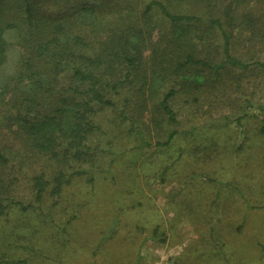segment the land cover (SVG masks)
Segmentation results:
<instances>
[{"label":"rangeland","instance_id":"1","mask_svg":"<svg viewBox=\"0 0 264 264\" xmlns=\"http://www.w3.org/2000/svg\"><path fill=\"white\" fill-rule=\"evenodd\" d=\"M35 1L41 2L40 10L49 19L86 7L107 11L111 18L116 4H133L132 14L138 15L146 0ZM247 2L264 10L258 0ZM89 23L78 17L70 29L86 37L92 47L105 33L104 28L92 29ZM150 23L151 19L148 29ZM157 29L154 26L156 43ZM232 32L231 49L244 60L257 55L253 45H264L249 29L240 32L234 26ZM18 39L16 34L9 38L0 84L17 75L22 51ZM199 73L209 79L208 84L214 81L207 71ZM216 80L228 84L231 95L219 92L215 98L211 91L204 95L206 100L200 96L191 101L192 95L188 98L187 92L177 88L172 104L187 133L166 147L141 146L136 135L122 129L127 122L115 119L116 110L110 108L92 116L100 126L86 141L92 162H58L59 157L26 147L15 133L1 131L0 145L16 150L8 163L16 174L15 199L37 205L33 177L43 175L49 182L38 210L21 211L16 206L0 217L3 257L27 259L30 264H264V113L247 114L236 121L247 104L264 105V75L250 68L229 67ZM238 80L242 93L235 89ZM154 85L158 90L167 88L161 79L154 80ZM151 102H144L141 112L145 116L132 114L149 121L143 136L154 143L164 139L165 131L152 126ZM8 116L9 110L0 111L1 126H8ZM9 127L14 131V126ZM19 161H23L21 166ZM73 169L85 171L67 176L59 194H50L54 176Z\"/></svg>","mask_w":264,"mask_h":264},{"label":"trees","instance_id":"2","mask_svg":"<svg viewBox=\"0 0 264 264\" xmlns=\"http://www.w3.org/2000/svg\"><path fill=\"white\" fill-rule=\"evenodd\" d=\"M245 1L146 0L138 15L132 14L135 5L116 4L111 18L107 11L86 7L48 19L40 10V1L0 0V67L7 58L9 38L16 34L22 47L17 75L0 84V111L9 110L8 126L0 125V132L15 133L26 147L59 157L61 163L92 162L86 141L100 129L92 116L99 109L110 108L116 110L115 119L127 122L122 129L127 135H136L141 146H168L176 136L187 133L172 104L178 89L187 92L188 98L192 95L191 101L200 96L206 100L204 95L211 91L219 98V92L226 96L232 93L228 84L216 80L225 68H250L264 75V45H253L257 55L245 60L231 49L234 26L240 32L249 29L253 37L257 35V42H264V10ZM78 17L90 20L92 29L104 28L105 35L97 37L95 46L91 47L78 31H71ZM149 19L151 29L147 28ZM154 26L159 30L157 43ZM89 48L91 53H85ZM200 70L207 71L214 81L208 84L209 79H204ZM157 79L164 80L167 88L158 90L154 85ZM238 81L235 89L242 93ZM13 88L17 91L11 92ZM146 100H151L154 108L150 111L152 126L165 131L164 139L157 138L154 143L143 136L149 121L132 114L145 116L141 111L146 108ZM261 113L263 104H247L236 121L247 114ZM9 125L15 127L14 131ZM167 126L171 129L165 130ZM15 157L16 150L9 144L0 145V217L17 207L21 211L38 210L44 192H48L49 182L43 175H36L32 189L37 205L15 199L12 186L16 174L8 167ZM21 164L23 161H19ZM81 170L55 175L50 194H59L67 176ZM33 254L38 255L36 251ZM3 256L0 253V264H30L27 259Z\"/></svg>","mask_w":264,"mask_h":264}]
</instances>
